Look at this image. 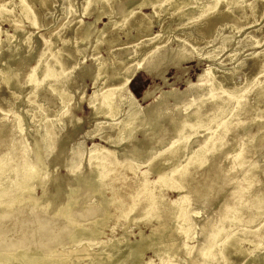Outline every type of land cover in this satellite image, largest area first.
I'll return each mask as SVG.
<instances>
[{
    "label": "bare ground",
    "instance_id": "obj_1",
    "mask_svg": "<svg viewBox=\"0 0 264 264\" xmlns=\"http://www.w3.org/2000/svg\"><path fill=\"white\" fill-rule=\"evenodd\" d=\"M19 1V17L26 18L30 21V29L28 31V27L22 25L21 22L12 23L11 28L13 33L6 35L5 42H11L13 36L20 32V41L26 43L32 34L30 30H35L37 27L36 16L30 12V9L24 2L25 0ZM105 1L106 0H87L85 10H89L91 6L101 2V4L92 9L96 13L94 21L99 19L101 13L110 16ZM156 1L157 2H155V0H137L138 4H136L135 7V2L126 4L131 1L127 0L126 2L125 0L126 3L124 5L130 6L132 9L130 8L131 10L128 9L129 11L124 13L122 26L123 24H128L134 8H140L150 4L153 12L158 14L160 12H166L172 7L173 9H179L181 7L185 9L190 7L191 11L187 14L186 21L181 27H187V30L192 32L194 25L204 21L216 10L218 5L225 4L226 9L231 11L232 9L242 10L244 4V0H195L194 5L190 6L192 0H168L169 5H160L158 7L156 5H158L159 1ZM72 12L73 8L71 7L70 13ZM7 13L8 10L0 9V17ZM179 14L182 16L184 12ZM137 18L141 20L144 17L143 15H139ZM109 22L104 23V27L99 31V35H101L103 29L107 27ZM91 24L92 23L83 25L82 30L84 34L88 32V28ZM182 30H184V28H180V31ZM155 37L159 41L151 48H128L125 56L113 59L111 68L104 60L96 61L92 79L96 81L100 78V81L88 96L87 102L91 114L95 118L100 117L101 121L95 124V127L88 133L87 138L91 139L102 128L103 124H107L108 127H115L117 130L116 137L108 139V144L117 145L125 138H130L129 141L132 142L133 140L135 143L134 140L137 133L144 134L145 136L147 133L146 131L151 129L153 130L152 134L155 135L158 132L157 129H160L158 127L161 120L166 117L168 118L166 120L170 123L173 135L169 140V145L163 151L154 150L152 146L148 145L144 148L149 153L142 156L139 155V153L138 155L134 154L133 151L137 149L131 146L134 149L131 148L133 151L122 149L124 150L122 155L127 158L118 160V154L117 157H112L107 154L106 147L93 142L92 146L89 148L88 166L87 169L84 168V173L80 172L84 163L79 160L82 156V153L79 152L78 159L76 158L77 160L75 162L73 161L74 163L65 165V167L68 168L66 176H59L54 175L52 164V167L43 165V159L37 153V147L40 142L44 143L43 146L49 148L53 137L57 135L55 134L57 128H55L56 125L53 120H44L43 124H40L37 128L38 130L41 127V134L40 139L34 141L36 147L34 150L35 156L33 158L29 157L27 143L21 135L22 128L20 122L12 117V119L0 125V133L2 130H5L8 131L9 135V139L3 144L4 147L0 148V214L2 218L9 216L8 213H12V210L13 212L16 210H18V212L23 211V206H25L26 209L33 210L31 211V215H36L39 211L41 212V210L46 212L47 209V211H49V206L55 202L58 204L59 200L62 199L61 202H59L60 207L58 204L56 210L55 208L53 210L54 204V206L52 205L53 207L51 206V214L62 221L65 218L64 220L72 225L74 222L66 215L70 213L68 209L75 200L72 196L76 194L80 187L84 188L86 186H88L89 189H87L89 191L90 189L94 190L99 198L92 206L93 209L95 208V212L98 210L102 211L101 216L94 212L93 218L88 222V228L82 227L83 224L81 225L80 223L74 226L75 234L84 233L87 240L83 241L82 244L75 249L76 252L64 253L61 255L62 257L57 253L55 257H60H57L58 259H49L51 255H49L48 258H45V256L44 258H39V256L37 258L36 254V257H34L33 254V257L31 255L29 256L30 253H27L29 251L23 249L27 247V243L25 245L23 242V245L26 246H23V248L20 247L23 250H20L18 246L19 250H17V253L14 252L11 254L6 252L0 255V264H142L140 263L142 255L145 253V250L149 249L154 253V256L159 258L160 264H177L174 254L180 250L182 238H191L192 233L190 231V226L193 221H196L197 211L191 209L193 205L191 195L194 194L193 190L196 188L194 187V180H192V173L204 166H208L215 174L219 173V171L225 172L223 168L228 171L230 167L224 165L226 157L231 158L233 166L237 168L244 161L247 148L253 144L256 138L261 140L260 137L262 136L254 137L251 135L254 131L243 135H240L238 132H245L247 130V117L243 116V114L248 112L246 104L248 103L249 92L254 91L257 99L263 96L264 82L259 83L252 78L250 80L245 79V82L236 86L229 84L230 74L227 72H224L222 75L215 73L212 67L208 66L197 74L196 80L187 82L183 90L177 91L173 89L164 91L159 95V98L157 96L158 99H156L154 104L141 107L127 86L129 79L137 69L152 72L168 64L179 66L183 61H188L197 57L192 47L185 43L186 40L183 37L177 38V44L174 49L168 47L167 38L160 39L162 37L161 34L158 33ZM226 37L221 42V47L224 44L226 45L230 40L229 36ZM11 44H13V42ZM253 44L254 43L246 41L241 44L240 47L242 45L253 46ZM46 47L41 57L37 59L36 65L32 69L27 82L34 90L39 87H46V91L50 92L49 94L56 95L58 100H60L61 106L58 113L59 115H63L71 108V95L68 92L71 90L66 88L67 91L65 88L60 87V84L59 86H57V84L66 83L69 78V72H66L64 69V59H62L61 53L59 52L61 48L50 49L48 48L50 44ZM62 47H66V43H63ZM238 48L239 46L237 49ZM67 51L70 50L67 49ZM17 54L19 55V53ZM31 57L35 58L33 55ZM22 59L23 58L20 60ZM240 63L241 62H239V64ZM160 77H162L163 80L165 79L162 74H160ZM1 79L7 84L10 76L4 72ZM43 89L45 90V88ZM143 94L144 98L150 95L149 91H145ZM169 96H171L175 106L172 111L168 110L167 107L165 109L164 106L160 107L161 102ZM75 107H77V105ZM66 117L61 118L64 119ZM151 130L149 131L151 132ZM230 135L232 137H230ZM193 138L199 141L197 148L182 156L183 149L192 142ZM230 141H233V144H231ZM55 143H57V141H55ZM257 149L256 147L255 150L257 151ZM112 161H116V163H112L114 164L112 165V169L107 170V166L111 164ZM142 164H147V169L142 172L143 179L139 184L141 187L140 191L143 195L140 196L139 192L126 194L115 186L109 187L111 193L110 195H106V189L102 185L104 179L120 170H128L134 173ZM54 171H56V168ZM260 172L264 173V167L261 168V164L256 165L253 162V165L244 173L243 176H245L247 180V184L243 188L245 191L237 189L238 192L234 194L232 204H230L231 206L225 211L226 218L224 221L227 223L226 227L223 226V223L216 231L203 233L202 238H199L196 244L191 246L188 244L185 245V250L190 253L191 258L196 261V264H219L220 262L232 264V255L243 253L240 246L241 242L243 240L252 241L251 235H254L257 229L261 231L258 233L260 241H255V248L250 254V260L248 259V263L246 264H264V191L260 189L262 187H259L257 177ZM149 173H154L156 175V180L154 182L159 184L160 188L168 187L178 191V196L172 203L166 202V198H164L159 191L156 192V188L152 186L154 182L152 183L148 178ZM37 186L41 190V195L38 197L35 195V198L33 193ZM50 186L52 187V193L49 191V194L48 187ZM254 188H257L258 191L256 190L250 193ZM79 190L82 191V189ZM78 193L80 194V191ZM62 194H64L63 198H61ZM128 198H130L131 201H127ZM76 205L74 206L75 208ZM63 206H65L64 212L60 209L63 208ZM111 207L120 212V218L127 221L126 225L128 227L126 225L123 226L124 231H122L120 236L102 240L101 236H103L105 232V226H109L108 217L112 215L110 212ZM134 210H138L140 212L139 214L143 216L146 221L153 219L151 222L153 225H151L152 227L148 234H144L139 230L138 234H140V238L133 242L127 238L128 231L126 230H128L130 223L134 219V217L130 216V213ZM23 212L26 213V211ZM75 212L78 213V211ZM86 213L79 214L83 216ZM88 213L91 214L90 212ZM74 215L75 214L72 216ZM115 215L116 216L113 217L114 220L117 221L119 216L117 214ZM84 217H87V215ZM83 219L81 218V220ZM61 222L60 224H62ZM255 228L257 229L255 230ZM110 230H113V228ZM72 231H70L71 234L73 233ZM54 237L55 236H53V238ZM18 242H20V240ZM89 242H95L94 244H101L102 242V247H98V249L94 250ZM108 242L109 244H107ZM104 245L109 246L103 250ZM115 250H122L119 252L117 258L114 257ZM192 263L182 259L178 264Z\"/></svg>",
    "mask_w": 264,
    "mask_h": 264
},
{
    "label": "rangeland",
    "instance_id": "obj_2",
    "mask_svg": "<svg viewBox=\"0 0 264 264\" xmlns=\"http://www.w3.org/2000/svg\"><path fill=\"white\" fill-rule=\"evenodd\" d=\"M130 1L131 2H127L126 0V3L125 0H106L105 4L108 6L110 16L101 13L96 22L94 21L96 13L92 9L101 4V2L91 6L89 10H85L87 0H25L24 2L30 9V12L36 16L37 27L35 30H30L32 34L29 40L23 43V41H20V32L13 36L11 42H5L6 35L13 33L11 28L12 23L21 22L22 25L28 27V31L30 29V21L26 18L19 17L20 1L0 0V9L8 10L7 14L0 17V125L12 119V117L19 121L22 128L21 135L28 146L29 157L33 158L35 156L34 150L36 147L34 141L40 139L41 134V127L38 130L37 128L40 124H43L44 120H53L56 125L55 128H57V132L55 130V134L57 135L53 137L49 148L43 146L44 143L40 142L37 147L38 152H36L43 159V165L51 166L52 164L54 175L66 176L68 168H66L65 165L74 163L78 159L79 152L82 153L79 160L84 163V166L81 168L82 171L80 170V172L84 173L83 171L87 169L88 166L89 148L92 146L93 142L106 147L107 154L112 157H117L118 154V160L127 158L122 155L124 151L122 149L133 151V148H136L138 151H133L134 154L138 155L139 153V155L143 156L149 153L144 148L145 146L150 145L154 150L158 151H163L167 148L173 134L170 123L166 120L168 118L166 117L162 119L163 121L161 120L158 127L161 130L157 129L159 134L158 132L156 133L157 135L152 134L153 130L151 129H149L151 132L149 130L146 131L147 133L145 136L144 134L137 133L134 140L135 143L133 140L132 142L129 141L130 138H125L117 145L108 144V139L116 137L117 130L115 127H108L107 124H103L102 128L91 139L87 138L88 133L95 127V124L101 121L100 117L95 118L91 114L87 102L88 96L100 81V78L96 81L92 79L96 61L104 60L111 68L113 59L125 56L128 48H151L159 41L155 37L158 33L162 35L160 39H168V47L173 49L177 44V38L183 37L186 40L185 43L192 47L197 57L188 61H183L179 66L168 64L152 72L137 69L129 79L127 86L141 107L154 104L156 99L160 97L159 95L164 91L173 89L177 91L183 90L187 82L196 80L197 74L208 66H211L215 73L222 75L224 72H227L230 74L229 84L238 86L245 82V79L250 80L252 78L259 83L264 82V0H244L242 10L232 9L228 11L225 4H220L204 21L196 23L192 32L187 30V27H181L186 21L187 14L191 11L190 7L185 9L184 7L179 9H173L172 7L166 12H160L158 14L153 12L150 4L140 8H134L128 24H123L122 26V22L124 21L123 15L131 8L124 4L135 2V7L136 4H138L137 0ZM158 1L159 3L156 5L158 7L160 5H169L168 0ZM155 2L157 1L155 0ZM194 3L195 0H192L190 6L194 5ZM71 7L73 8L72 13H70ZM181 12H184L182 16L179 14ZM139 15H143L144 18L141 20L138 19L137 17ZM107 22H109L107 27H105L101 35H99V31L104 27V23ZM89 23L92 24L88 28V32L84 34L82 30L83 25ZM180 28H184V30L180 31ZM226 36L230 38L227 42L228 45L226 43V45L224 44L221 47V42ZM246 41L254 43L253 46L242 45L240 47V45ZM12 42L13 44H11ZM63 43H66V47H62ZM49 44L50 47L48 48L50 49L61 48L59 52L61 53L62 59H64V69L66 72H69L67 82L57 84V86L60 84V87L71 90L68 91L66 89L71 95V108L63 114L64 116L58 113L61 106L60 100H58L56 95L49 94L50 92L46 91V87H39L34 90L27 82L32 69L36 65L37 59L41 57L47 48L46 46ZM238 46L239 51L237 49ZM67 49L70 51H67ZM17 53H19V55ZM32 55L35 58H32ZM21 58H23V61L20 60ZM239 62L241 63L239 64ZM4 72L10 76L7 84L1 79ZM160 74L163 75L165 78L164 80L160 77ZM43 88H45V90ZM145 91H149L150 95L144 98L143 93ZM167 98L161 102L160 107L164 106V109L167 107L168 110L172 111L175 107L173 104L174 102L171 96ZM76 105L77 107H75ZM246 107L248 112L243 114V116L247 117V130L245 132L239 131L238 133L243 135L254 131L251 135L254 137L262 136L260 137L262 141L256 138L253 144L247 148L244 161L237 168L233 166L232 159L226 157L224 165L230 167L228 171L223 168L225 172L219 171V173L215 174L208 166H204L192 173V180H194L193 182L195 185L193 186L196 188L193 190L194 194L191 195L193 200L191 209L197 211L196 221H193L190 226V231L192 233L191 238H182L181 248L174 254L177 264L182 259L196 264V261L191 258L190 253L185 250V245L188 244L191 246L196 244L197 240L202 238L203 233L216 231L223 223V226L226 227L227 223L224 221L226 218L225 211L231 206L230 204H232L234 194H236L238 190L245 191L243 188L247 184V180L245 176H243L244 173L253 165V162L256 165L261 164V168L264 167V95L257 99L254 91H250ZM61 117L66 118L62 119ZM231 135L230 137H232ZM7 139H9L8 131L2 130L0 133V148L4 147L3 144H5L4 142L7 141ZM55 141H57V143H55ZM198 142L196 138H193L192 142L183 149L182 156L196 149ZM230 143L233 144V141H230ZM256 147L259 151L258 149L257 151L255 150ZM112 163H116V161H112L111 164L107 166V170L112 169V165H114ZM55 168L56 171H54ZM146 169L147 164H142L134 173L128 170L114 172L115 174L104 179L102 183L103 187L106 189V195H110L111 192L109 187L111 186L120 188L122 192L126 194L139 192L140 196L143 195L140 191L141 187L139 184L143 179L142 172L146 171ZM257 177L259 187H262L260 189L264 191V173L260 172ZM148 178L153 183L156 180V175L154 173H149ZM152 186L156 188V192L159 191V193L166 198V202L172 203L178 196V191L174 188H160L159 184L155 182ZM87 188L88 186L84 188L80 187L79 189H82V191L78 189L76 192L77 195L74 194L72 196L75 200L71 207L74 209L70 207L68 209L70 213L66 214L68 218L70 217L74 222L72 225L71 223H67L64 220L65 218L62 221L51 214L52 210L50 208L55 205L53 210L54 208L56 210L58 206L60 207L59 202H61L62 199L59 200V205L55 202L56 204L53 203L54 205L52 204V207L49 206V211H47L48 209L46 212L41 210V212L39 211L36 215H31V211L33 210L26 209L25 206H23V208L26 210H22L26 211V213L23 211L18 212V210H16V213V211L13 212L12 210V213H8L9 216L3 218L0 214V253H2L0 255L6 252L11 254L14 252L17 253L20 247L23 248V242L25 245L27 243V247L24 246L26 248L23 249L29 251H26L28 254L30 253L29 256L33 254L34 257L37 255V258L38 256L39 258H44V256L48 258L49 255H51L52 258L49 257V259H58L62 257L61 255L64 253L76 252L75 249L86 240V235L84 233L75 234L74 226L80 223L84 225H82V227L88 228V222L93 218V214L96 213L99 214V216L102 214L101 210H98L100 212H95V208L93 209L92 207L99 199L97 197L98 195L94 190L90 189L89 191V188ZM256 190L258 191L257 188H254L250 193ZM49 191L52 193L51 186L48 187V193ZM79 191L80 194L78 193ZM33 194L34 197L35 195L37 197L41 195V190L38 186L35 187ZM63 197L64 194L61 195V198ZM127 201H131V199L128 198ZM75 205L76 208L74 207ZM60 209L64 212L65 206ZM72 210L78 211V213ZM110 212L112 215L108 217L109 226H105V232L103 236H101L102 240L120 236L122 231H124L123 226L127 224L125 219L120 218V212L117 209L111 207ZM79 213L86 214L82 216ZM139 213L138 210H134L130 213V216L134 217V219L130 223L128 230H126L128 231L127 238L133 242L139 240V230L144 234H148L152 227L151 225H153V223H151L153 219L146 221ZM48 214L51 217H49ZM73 214L75 215L72 216ZM115 214L119 216L117 221L114 220ZM86 215L87 217H84ZM81 218L84 219L81 220ZM60 222L62 224H60ZM111 228H113V230H110ZM256 229L257 228H255V230ZM257 230L254 235H251L252 241L243 240L241 242L240 246L243 253L232 255V264L248 263L250 254L255 248V241H260L258 233L261 231H259V229ZM70 231L73 233L71 234ZM53 236L55 237L53 238ZM19 240L22 243L18 242ZM94 243L95 242H89L94 250L98 249V247H102V242L101 244ZM107 244H109V242ZM108 246L104 245L103 250ZM23 249L20 248V250ZM120 251L122 250L114 251L115 258L119 256ZM144 252L140 263L160 264L159 258L154 256V253L150 249ZM46 253H49L48 256ZM57 253L58 255L60 254V257L57 256L58 258L55 257ZM219 264L225 263L220 262Z\"/></svg>",
    "mask_w": 264,
    "mask_h": 264
}]
</instances>
